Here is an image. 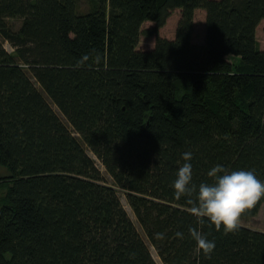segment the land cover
I'll return each mask as SVG.
<instances>
[{"label":"trees","instance_id":"16d2710c","mask_svg":"<svg viewBox=\"0 0 264 264\" xmlns=\"http://www.w3.org/2000/svg\"><path fill=\"white\" fill-rule=\"evenodd\" d=\"M89 1L0 0V264H157L117 189L162 264H264L263 232L201 223L172 188L189 150L197 186L216 163L264 180V0ZM190 227L215 249H197Z\"/></svg>","mask_w":264,"mask_h":264},{"label":"clouds","instance_id":"9594fccd","mask_svg":"<svg viewBox=\"0 0 264 264\" xmlns=\"http://www.w3.org/2000/svg\"><path fill=\"white\" fill-rule=\"evenodd\" d=\"M89 59V55H83L76 66H82ZM96 59H100L99 55ZM193 155L190 150L181 153L183 163L172 182L173 196L178 200L184 198L199 222L203 223V218H207L208 223L217 228L223 227L225 232L236 229L247 211L257 201L264 199V180L259 179L252 169H230L222 163H216L206 173L209 180L197 186L193 184ZM193 192L194 200L190 198ZM189 233L197 249L205 253L215 249V240L209 239L198 228L190 227ZM165 235L163 232L155 233L157 238H164ZM175 235L182 239L184 233L177 231Z\"/></svg>","mask_w":264,"mask_h":264},{"label":"rangeland","instance_id":"374dc122","mask_svg":"<svg viewBox=\"0 0 264 264\" xmlns=\"http://www.w3.org/2000/svg\"><path fill=\"white\" fill-rule=\"evenodd\" d=\"M90 6V1L89 0H81L80 2V11L81 12H86L89 10ZM180 17V10H174L167 20L165 26L159 29L158 33L159 36L162 38H167V39H173L175 37L176 33V27L178 23V19ZM14 25V27L17 29L20 26V21L12 20L10 21ZM155 26L153 22H145L142 26V29L144 31H147L149 29H152ZM256 39L259 44L260 49H264V20H262L257 29H256ZM192 43L195 45L197 49H201L205 45V11L204 10H197L195 13L194 17V28H193V33H192ZM155 44V37L154 36H147L145 34H142L140 37L139 45L138 48L146 50V49H151L154 47ZM4 47L6 48L7 51L12 52L13 49L10 46L9 43L5 42ZM231 58H228L229 60H232V58H236L234 56H230ZM238 59V58H237ZM52 105V104H51ZM52 108L58 113L57 108L52 105ZM89 155L95 159L97 167L100 169L102 176H103V181L108 184L112 185L113 180L112 178L108 175L106 172L105 168L102 166V164L97 160V158L89 152ZM118 195L120 197L121 203L125 210L127 211L128 215L136 225V228L138 229L139 233L141 236L144 238V240L147 242L149 245V248L151 250V253L156 261L157 264H162L160 259L158 258L154 248L149 244L148 240L146 239V236L139 226L132 209L130 208L126 195L123 190L117 189ZM5 193L4 190L0 189V197ZM239 225L251 228L253 230H257L260 232L264 233V205H262L261 209L257 213L256 216L250 218V219H241Z\"/></svg>","mask_w":264,"mask_h":264}]
</instances>
